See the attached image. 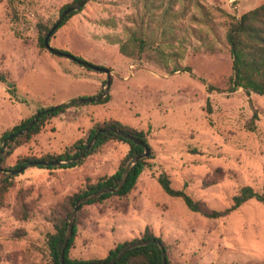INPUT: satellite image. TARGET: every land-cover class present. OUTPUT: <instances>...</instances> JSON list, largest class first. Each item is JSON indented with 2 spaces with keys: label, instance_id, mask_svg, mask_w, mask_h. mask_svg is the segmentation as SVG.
Listing matches in <instances>:
<instances>
[{
  "label": "rangeland",
  "instance_id": "obj_1",
  "mask_svg": "<svg viewBox=\"0 0 264 264\" xmlns=\"http://www.w3.org/2000/svg\"><path fill=\"white\" fill-rule=\"evenodd\" d=\"M71 1L0 0V70L16 88L10 93L0 82V136L41 107L88 97L97 79V93L104 87L106 73L39 44L37 22L52 26L60 7ZM263 2L88 0L55 29L50 46L112 71L109 99L68 105L46 119L4 166L61 153L84 137L90 121L101 118L146 132L152 155L127 195L82 205L69 256L103 259L117 243L140 238L149 226L168 245L173 264H264L263 203L250 199L208 218L165 193L156 179L166 173L173 188L219 211L231 206L242 186L264 192V96L229 90L227 41L233 19ZM133 34L147 47L126 57L118 48ZM254 110L250 131L246 124ZM127 150L125 142L110 140L60 172L32 166L13 174L0 205V264H52L46 234L53 231L60 204L112 174Z\"/></svg>",
  "mask_w": 264,
  "mask_h": 264
},
{
  "label": "trees",
  "instance_id": "obj_2",
  "mask_svg": "<svg viewBox=\"0 0 264 264\" xmlns=\"http://www.w3.org/2000/svg\"><path fill=\"white\" fill-rule=\"evenodd\" d=\"M79 0H72L70 3H66L60 7L61 12L69 7L70 5L78 2ZM88 1V0H87ZM86 1V2H87ZM82 9V8H81ZM81 9L76 11L69 12L64 19L62 20L61 25H63L71 16L79 12ZM36 28L38 31V41L41 47H45L43 40L51 26H48L46 23L41 21L37 22ZM227 41L230 48V54L232 58V73L229 77V90L235 91L241 88L244 93L249 96L250 93H255L261 96H264V2L260 5L249 9L239 15L238 18L233 19L230 23L227 31ZM147 47V42L140 36L133 34L125 44L119 46V52L126 56L132 57L137 51H142ZM81 59L80 57H77ZM82 60V59H81ZM89 69V68H88ZM177 70V69H174ZM173 70V71H174ZM106 79L103 81L105 83ZM0 82L4 83L9 92L13 93L16 91L13 82L9 79V75L0 70ZM210 89V87L208 88ZM109 99V93H107L101 100L96 103L106 102ZM207 112L210 111L209 108V99L206 100ZM53 106L41 107L36 112L52 108ZM67 106L58 107L53 110H49L42 114L37 122L25 133L18 137H14L11 141L7 142L3 155L1 157V167L3 169H15L20 167L27 162L37 161V160H61V159H70L77 156L86 146L87 142L93 135V133L103 127H116L121 130L126 131L127 133L135 136L136 138L145 142L148 146L146 132L142 130H137L127 124H124L116 119H108L101 122L93 123L87 130L84 137H81L74 141L70 146H68L63 152L52 154L47 153L39 158L36 157H22L17 159L16 163L12 167L4 166L5 159L13 152L16 146L26 142L33 134L39 132L41 125L46 119H49L53 116H56L60 112H63ZM35 113L22 120L20 123L14 125L11 129L5 130L0 136V143L8 135L19 131L24 128ZM257 118V111L254 110L251 119L247 122L246 128L250 131L255 129L254 119ZM110 140L122 141L128 145V150L124 157L122 158L117 169L110 175L100 177L95 183H88L78 191L68 195L65 198V201L60 204L59 210L60 213L56 215L53 219V231L46 234L47 245L49 250V255L52 264H61L59 261V255L61 250V245L65 237L68 220L73 209L75 201L85 195H88L94 191H97L104 187L113 188L115 187L120 179L121 173L126 162L133 157L134 155L142 152V147L132 141L127 140L126 138L121 137L113 132H103L97 135L96 141L92 148L86 153V155L80 159L78 162L67 165H47V166H38L46 168H70L78 164H81L87 156L96 152L100 147ZM150 147V146H149ZM148 157H152L150 154ZM147 157L140 159L129 171L123 187L116 193H106L95 199L89 200L85 203H82L79 207H82L83 204L91 203L109 197L111 195L125 196L128 192L134 187L137 177L144 169L146 164L145 160ZM0 205L2 203V198L4 193L7 192L8 188L12 185L13 176L5 173L3 170H0ZM157 182L163 189L165 193L173 197H180L188 209L191 211L199 212L205 217L208 218H217L223 216L230 212L233 209H236L244 202L255 199L264 204V192H259L253 189L249 185L242 186L239 191L233 196L232 204L230 207L224 210H214L208 208L204 202L200 200H194L190 195H188L183 188L176 189L171 186L170 179L168 175L164 172H161L157 176ZM23 197L18 198L19 207L26 208L27 204L23 201ZM78 220V215L75 217L76 222ZM76 226L73 225L72 235L69 241L66 244L64 250V263L65 264H84L89 260H83L79 258H74L69 256V248L73 243L75 236ZM141 239L146 240H159L166 251V264H173L169 257L168 245L157 236L154 231L149 227L145 226L140 238H134L130 241H124L117 243L113 248L109 249L105 260H109L115 257V255L129 242L138 241ZM114 264H161V250L158 244L149 243L143 246H137L128 250L118 261Z\"/></svg>",
  "mask_w": 264,
  "mask_h": 264
},
{
  "label": "water",
  "instance_id": "obj_3",
  "mask_svg": "<svg viewBox=\"0 0 264 264\" xmlns=\"http://www.w3.org/2000/svg\"><path fill=\"white\" fill-rule=\"evenodd\" d=\"M86 1L87 0H79L78 2L72 4L69 7H67L66 9H64L61 12V14L59 15L56 22L51 26V28L49 29V31L45 35L43 43H44L45 47L54 54L65 56L67 58H70V59L76 61L77 63H79L82 66L93 69L95 71L106 73L107 77H106L104 87L102 88V90H100L95 95L88 96V97H78L74 100H67V101L61 102L57 105H54L52 108L43 109V110L36 112L35 115L32 117V119L29 121V123L24 128L20 129L19 131L15 132V133L8 135L4 140H2L1 145H0V170H3L5 172L9 173L10 175L21 173L24 170H26L27 168H30L32 166L67 165V164L76 163L80 159H82L86 155V153L92 148V146L94 145V143L96 141L97 135L100 133H103V132H113V133L120 135L121 137L126 138L127 140L132 141V142H134V143H136L142 147L143 150L141 153L134 155L133 157H131L126 162V164L123 168V171L121 173L119 182L115 187H113V188H109V187L101 188L97 191H94V192L88 194V195L82 196L75 201L73 209H72L70 217H69V220H68V225H67L65 237H64L62 245H61V250H60V255H59V261L61 264H65L64 263V250H65L67 242L69 241V239L72 235L73 224H74L75 217H76V214L79 210L80 205L82 203L89 201V200L95 199V198H97L103 194L118 192L123 187L130 169L140 159L147 157L151 152V148L142 140L136 138L135 136L127 133L124 130H121V129L116 128V127L108 126V127H103V128L97 129L93 133V135L91 136L89 141L87 142L85 148L77 156L72 157L70 159H61V160L53 159V160L30 161V162H27L26 164H24L20 167H17L15 169H8V170H4L1 167V157L3 155V151H4V148L7 144V142L11 141L14 137H18V136L22 135L23 133L27 132L37 122V120L39 119V117L42 114H44L45 112H48L49 110H53L55 108H58V107H64V106L73 105V104L97 102V101L101 100L109 92V88H110L112 77H113V73L109 68L94 65V64H91L87 61L78 59L76 56L69 54L67 52H64L62 50H59L57 48H53L49 44V40H50L51 35L54 33L55 29H57V27H59V25L61 24L64 17L71 11H76V10L81 9L84 6V4L86 3ZM149 243L158 244V246L160 247V250H161V264H166V251L163 247V244L159 240H153V239H150V240L141 239L138 241L129 242L112 259H109V260H105V259L89 260L84 264H114L131 248H134L137 246H143V245H146Z\"/></svg>",
  "mask_w": 264,
  "mask_h": 264
},
{
  "label": "crops",
  "instance_id": "obj_4",
  "mask_svg": "<svg viewBox=\"0 0 264 264\" xmlns=\"http://www.w3.org/2000/svg\"><path fill=\"white\" fill-rule=\"evenodd\" d=\"M100 85H101V81H100V79H97V82H95L94 84H93V88L91 89V92H90V95H88V96H92V95H95V93H97V91H98V89L100 88ZM87 97V96H86ZM108 119H116V120H118V121H120V122H122V123H124V124H126V122H123V121H121V120H119V119H117V118H108ZM108 119H105V118H101V119H99L98 120V122H101V121H104V120H108ZM95 122H97V120H94V122H89V126H88V128L93 124V123H95ZM47 170V172L48 173H50V172H60V171H62V170H64V169H62V168H56V169H46Z\"/></svg>",
  "mask_w": 264,
  "mask_h": 264
}]
</instances>
